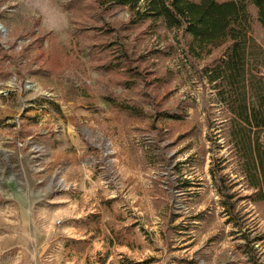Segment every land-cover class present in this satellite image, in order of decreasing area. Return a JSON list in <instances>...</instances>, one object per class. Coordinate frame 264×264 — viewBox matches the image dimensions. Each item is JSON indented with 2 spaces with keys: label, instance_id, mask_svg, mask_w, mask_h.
Instances as JSON below:
<instances>
[{
  "label": "rangeland",
  "instance_id": "374dc122",
  "mask_svg": "<svg viewBox=\"0 0 264 264\" xmlns=\"http://www.w3.org/2000/svg\"><path fill=\"white\" fill-rule=\"evenodd\" d=\"M130 20L0 0V264H264V199L204 73L223 49L197 59L181 31Z\"/></svg>",
  "mask_w": 264,
  "mask_h": 264
},
{
  "label": "trees",
  "instance_id": "16d2710c",
  "mask_svg": "<svg viewBox=\"0 0 264 264\" xmlns=\"http://www.w3.org/2000/svg\"><path fill=\"white\" fill-rule=\"evenodd\" d=\"M98 9L126 7L130 24L160 21L181 31L188 54L201 59L214 50L221 56L204 70L230 115L229 132L240 172L256 201L264 199V48L250 37L253 26L264 35V0H93ZM143 6L141 7V4ZM230 217L235 210L225 193L224 176L214 177ZM233 219V218H232Z\"/></svg>",
  "mask_w": 264,
  "mask_h": 264
},
{
  "label": "crops",
  "instance_id": "0c3cea01",
  "mask_svg": "<svg viewBox=\"0 0 264 264\" xmlns=\"http://www.w3.org/2000/svg\"><path fill=\"white\" fill-rule=\"evenodd\" d=\"M7 103H8L7 100L4 101V102H1V101H0V107H1L3 113L6 111V109H8V104H7ZM14 109H17L16 106H14ZM4 116H5V117H8L9 115H4ZM71 121H72V119H69V118H68L67 122H68L69 124L72 123ZM68 123H67V124H68ZM68 130H71V131H72V128L69 127ZM74 134H75V133L72 131V133H69V136H71L72 138H74V137H73Z\"/></svg>",
  "mask_w": 264,
  "mask_h": 264
},
{
  "label": "built area",
  "instance_id": "2783aa9c",
  "mask_svg": "<svg viewBox=\"0 0 264 264\" xmlns=\"http://www.w3.org/2000/svg\"><path fill=\"white\" fill-rule=\"evenodd\" d=\"M31 146H32L31 151L33 152L34 156H38V157L41 156V159H42L43 150L40 148V146H37V145H31Z\"/></svg>",
  "mask_w": 264,
  "mask_h": 264
}]
</instances>
